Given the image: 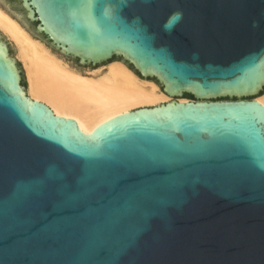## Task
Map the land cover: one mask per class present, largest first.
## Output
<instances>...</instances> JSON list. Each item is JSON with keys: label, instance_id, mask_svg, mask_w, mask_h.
<instances>
[{"label": "water", "instance_id": "water-1", "mask_svg": "<svg viewBox=\"0 0 264 264\" xmlns=\"http://www.w3.org/2000/svg\"><path fill=\"white\" fill-rule=\"evenodd\" d=\"M5 1L171 99L86 133L28 95L0 30V264H264V0Z\"/></svg>", "mask_w": 264, "mask_h": 264}, {"label": "bare ground", "instance_id": "bare-ground-1", "mask_svg": "<svg viewBox=\"0 0 264 264\" xmlns=\"http://www.w3.org/2000/svg\"><path fill=\"white\" fill-rule=\"evenodd\" d=\"M8 8L0 3V30L16 48L28 95L42 99L55 114L77 120L84 132L124 112L171 99L157 82L142 78L122 60L86 69L71 65ZM257 98L264 104V94Z\"/></svg>", "mask_w": 264, "mask_h": 264}, {"label": "rangeland", "instance_id": "rangeland-1", "mask_svg": "<svg viewBox=\"0 0 264 264\" xmlns=\"http://www.w3.org/2000/svg\"><path fill=\"white\" fill-rule=\"evenodd\" d=\"M0 3H2L3 4V6H8L7 4H6V1L5 0H0ZM9 8V10H11L13 13H18V14H20L21 15V13L17 10V9H13V8H11L10 6H8ZM22 16V15H21ZM25 25L30 29V31H31V33L34 35V36H36V37H38V38H40V39H43L45 42H46V44L47 45H50V43H48L46 40H45V38L43 37V36H41V35H38V34H36V32H34L33 30H32V24L31 23H28V22H25ZM1 37H3L4 39H6L7 41H8V39L4 36V34H2L1 33ZM11 44V43H10ZM11 46H12V56L14 57V58H16V59H18L17 58V53H16V48L11 44ZM51 46V45H50ZM59 53V52H58ZM70 63H71V65H73V66H76V67H80V68H82V69H86V68H96V67H99V66H101V65H106L107 63H102V64H100V65H97V66H92V65H84V66H80L79 64H77L76 62H74V61H72L71 59H69V58H67V57H65ZM114 60H120L119 58H115ZM114 60H112V61H114ZM21 69H22V64H21ZM23 70V69H22ZM23 73H24V71H23ZM24 75H25V73H24ZM26 77V76H25ZM149 80H152V81H154V82H156L154 79H149ZM27 85H28V83H27ZM262 94H264L263 92L261 93V95ZM184 98H180V99H190V97L189 96H186V95H184L183 96Z\"/></svg>", "mask_w": 264, "mask_h": 264}, {"label": "flooded vegetation", "instance_id": "flooded-vegetation-1", "mask_svg": "<svg viewBox=\"0 0 264 264\" xmlns=\"http://www.w3.org/2000/svg\"><path fill=\"white\" fill-rule=\"evenodd\" d=\"M186 96H189V95H186ZM191 98V96H189Z\"/></svg>", "mask_w": 264, "mask_h": 264}, {"label": "trees", "instance_id": "trees-1", "mask_svg": "<svg viewBox=\"0 0 264 264\" xmlns=\"http://www.w3.org/2000/svg\"><path fill=\"white\" fill-rule=\"evenodd\" d=\"M264 93V92H263Z\"/></svg>", "mask_w": 264, "mask_h": 264}]
</instances>
